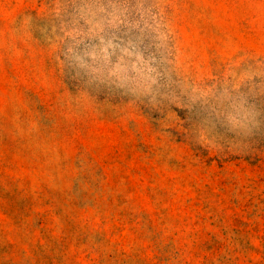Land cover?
Masks as SVG:
<instances>
[{"label":"rangeland","instance_id":"374dc122","mask_svg":"<svg viewBox=\"0 0 264 264\" xmlns=\"http://www.w3.org/2000/svg\"><path fill=\"white\" fill-rule=\"evenodd\" d=\"M0 264H264V0H0Z\"/></svg>","mask_w":264,"mask_h":264}]
</instances>
